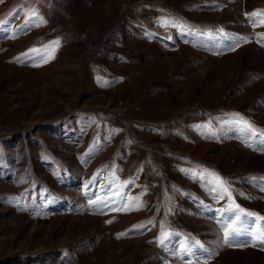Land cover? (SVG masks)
Wrapping results in <instances>:
<instances>
[{
    "label": "rangeland",
    "instance_id": "obj_1",
    "mask_svg": "<svg viewBox=\"0 0 264 264\" xmlns=\"http://www.w3.org/2000/svg\"><path fill=\"white\" fill-rule=\"evenodd\" d=\"M262 234L264 0H0V264H264Z\"/></svg>",
    "mask_w": 264,
    "mask_h": 264
},
{
    "label": "snow or ice",
    "instance_id": "obj_2",
    "mask_svg": "<svg viewBox=\"0 0 264 264\" xmlns=\"http://www.w3.org/2000/svg\"><path fill=\"white\" fill-rule=\"evenodd\" d=\"M28 24V22L26 21L25 22V25H22L21 27H25L26 25ZM241 41L238 39L236 41V43H233V44H230L229 47L234 50L236 48V46L240 43ZM209 175H211L213 177V183L214 184H217L218 185V188L217 189H214V190H220V189H223L224 192L227 191V189L224 187V181L220 180L219 177H216L215 176V173H210ZM228 211H233L235 213V215L237 216V218H239L240 216V213L243 211L241 209H238V206L236 209H233V208H229ZM246 215L248 216H251L252 214L251 213H247ZM240 234V229L239 228H236V229H233L231 234L229 233L228 231V224L225 223L224 224V238H223V243L225 245H229L231 246L233 241L235 240V238ZM261 240L262 242H264V234L261 235ZM202 247V245H201ZM205 251H207L205 249Z\"/></svg>",
    "mask_w": 264,
    "mask_h": 264
}]
</instances>
